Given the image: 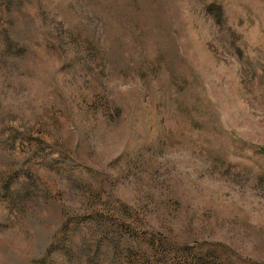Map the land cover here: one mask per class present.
Masks as SVG:
<instances>
[{
	"label": "rangeland",
	"instance_id": "374dc122",
	"mask_svg": "<svg viewBox=\"0 0 264 264\" xmlns=\"http://www.w3.org/2000/svg\"><path fill=\"white\" fill-rule=\"evenodd\" d=\"M101 219L118 264H264V0H0V264Z\"/></svg>",
	"mask_w": 264,
	"mask_h": 264
},
{
	"label": "trees",
	"instance_id": "16d2710c",
	"mask_svg": "<svg viewBox=\"0 0 264 264\" xmlns=\"http://www.w3.org/2000/svg\"><path fill=\"white\" fill-rule=\"evenodd\" d=\"M207 10L210 13H214V18L217 22H221L223 19L222 8L211 4L207 7ZM218 10V12H216ZM216 12V13H215ZM9 189V187H6ZM10 191V189H9ZM8 201L13 203L17 207L16 201L19 198L18 194H9ZM3 196V195H2ZM103 223H97L96 225L91 224V227L88 230V233L80 235L78 232H75V235L70 237H65L64 241L61 244L64 248L59 249L56 245L60 244L57 240L51 241L45 252L37 258V264H53L51 262L52 256L54 253L60 252L66 263L68 264H118L122 255L126 254V250L123 248V245L114 239L106 237V234H111V232L106 227L105 230H102L104 224L109 223L107 220L101 219ZM110 228V226H109ZM60 244V245H61ZM59 249V250H58ZM130 254H133L132 251H128ZM185 254H188V251H182ZM184 254V255H185ZM152 260L145 259L140 261L139 264H153Z\"/></svg>",
	"mask_w": 264,
	"mask_h": 264
}]
</instances>
